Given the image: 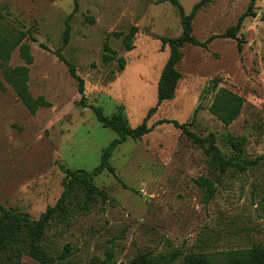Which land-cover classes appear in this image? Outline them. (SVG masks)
<instances>
[{
	"label": "rangeland",
	"instance_id": "374dc122",
	"mask_svg": "<svg viewBox=\"0 0 264 264\" xmlns=\"http://www.w3.org/2000/svg\"><path fill=\"white\" fill-rule=\"evenodd\" d=\"M178 1L188 14L201 0ZM248 6L252 13L236 36H221ZM72 8L73 0H0V31L23 32L30 47L29 92L50 104L30 113L0 67V203L31 219L59 197L61 164L91 172L118 137L90 105L105 116L121 107L131 127L142 122L156 104L157 80L169 53L161 37L182 30L178 9L168 0H78L61 54L83 79V106L76 80L54 54ZM191 25L197 40L214 37L206 47L181 48L174 96L149 115L151 130L127 136L113 149L108 162L115 174L106 169L92 174L107 199L95 198L80 211L78 194H72L73 215L47 226L42 246L53 257L63 254L54 264H137L142 255L156 258L174 249L181 255L171 264H181L189 252L264 244V161L219 173L181 129L155 123L184 122L236 162L264 154V0H203ZM132 27L133 47L126 50L122 37ZM23 63L16 47L6 65ZM219 87L244 98L229 125L208 110L213 93L207 88ZM199 177L215 183L207 201L204 186L195 182ZM12 255L9 250L1 255L0 264H38L26 253Z\"/></svg>",
	"mask_w": 264,
	"mask_h": 264
},
{
	"label": "trees",
	"instance_id": "16d2710c",
	"mask_svg": "<svg viewBox=\"0 0 264 264\" xmlns=\"http://www.w3.org/2000/svg\"><path fill=\"white\" fill-rule=\"evenodd\" d=\"M77 1L73 0V8L65 19V27L62 35L61 45L54 51L59 60L67 65L68 72L71 77L76 80L77 91L80 95L78 103L85 106L84 84L83 79L76 73L72 63L67 61L61 54V49L65 46L69 39V18L77 8ZM165 1V0H158ZM178 9L181 21V33L174 37H161L162 45H167L169 53L167 59L161 69L157 80L156 104L150 107L142 122L135 127L129 126L126 115L122 108L117 110L110 116H105L100 107L90 105L97 120L104 126L112 129L118 134L110 143L102 150L99 164L91 171L84 169H70L66 165L61 164L60 168L64 173L63 189L53 205H48L42 211L37 219H31L27 213L12 210L0 203V256L8 250L14 255L26 253L32 257L38 264H54L55 261L63 257H53L42 246L41 242L47 226L56 219H64L73 215L69 206V197L72 194H78V207L80 211L89 209L91 202L95 198H100L102 202L107 199L105 192L99 189L92 181V174L99 173L102 169H106L112 174L114 168L108 162L113 149L121 143L127 136L139 138L151 130L152 126L146 125L149 115L156 110L157 106L165 101L172 99L176 88L177 81L181 74L177 69V64L182 57L181 48L186 44H193L206 47L207 43L214 37L209 36L205 41H199L192 35L191 21L195 11L199 8L201 0L195 3L192 10L184 13L178 0H168ZM241 13L235 24L230 25L221 34L224 37H235L243 19L252 13L250 7ZM136 28L132 27L128 33L122 37V45L126 50H130L133 46L131 38L135 34ZM24 34L2 33L0 31V67L5 79L10 83L16 95L27 108L30 113H34L39 107L49 106V102L42 95L32 96L28 89V65L32 62L30 47L27 42L23 41ZM241 40H238V48H240ZM18 48L19 55L24 63L14 67L6 65L13 49ZM207 91L213 93L208 110L224 125H229L240 113L244 98L234 91L225 87L217 89H209ZM169 122L173 126L181 129L182 133L189 137L193 143L197 144L209 156L211 166L224 173L232 168L236 171H244L250 166H255L264 161V154L258 155L253 159H242L241 162L233 161L225 158L219 147L209 140L207 137H201L195 132L188 129L187 124L178 122L175 119H161L155 123ZM232 145H235L231 141ZM121 182V180H119ZM195 182L204 186V200H209L215 192L214 181L199 177ZM125 187V184L121 182ZM261 210L264 212V194L260 199ZM64 252L68 250L67 246L63 248ZM181 255L180 250L174 249L169 254L161 255L156 258L148 256H140L137 264H171ZM60 264V263H58ZM181 264H264V244L253 245L245 249H226L218 252L197 251L189 252L182 256Z\"/></svg>",
	"mask_w": 264,
	"mask_h": 264
}]
</instances>
